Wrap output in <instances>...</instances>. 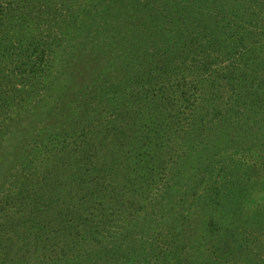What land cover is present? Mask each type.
Here are the masks:
<instances>
[{"label":"trees","instance_id":"obj_1","mask_svg":"<svg viewBox=\"0 0 264 264\" xmlns=\"http://www.w3.org/2000/svg\"><path fill=\"white\" fill-rule=\"evenodd\" d=\"M98 1L64 0L60 9L65 20L83 18L76 30L79 65L66 74L49 113L59 112L63 122L31 150L43 164L37 170L33 158L27 170L32 157L26 153L20 174H0V264H196L200 238L194 246L190 235L203 225L197 217L203 206L230 194L233 202L226 203L234 209L264 207V190L239 202L232 194L239 185L218 178L217 160L211 159L197 169L202 178L198 172L189 178L198 196L180 212L181 227L149 228L153 218L163 217L158 202L185 176L178 148L186 130L210 128L215 117L242 126L245 116L264 118V0ZM38 3L8 2L30 11L28 19L19 12V20L35 14V22ZM48 9L57 15L55 6ZM88 31L95 35L87 37ZM41 53L53 56L47 48ZM203 109L205 121L198 118ZM195 203L197 209L189 207ZM239 210L225 247L215 244L223 264L244 254L242 243L252 236L248 226L257 223L239 217ZM212 213L206 228L218 233ZM170 237L177 241L168 243ZM147 243L154 259L144 257Z\"/></svg>","mask_w":264,"mask_h":264},{"label":"rangeland","instance_id":"obj_2","mask_svg":"<svg viewBox=\"0 0 264 264\" xmlns=\"http://www.w3.org/2000/svg\"><path fill=\"white\" fill-rule=\"evenodd\" d=\"M63 1L39 0L40 17L37 22L33 21L35 14L32 20H27L31 15L28 9H18V4L9 5L10 0H5L3 3L7 7L6 16L0 21V174H7L8 177L22 172L23 166H26L23 161L26 153L32 157L29 162L26 161L27 170L31 168L33 158L38 170L44 159L31 150L37 149L45 142V134L48 136V133H55L56 131L52 130L63 122L59 112L55 117L49 113L56 100H59L61 85L68 78L66 74L76 70L79 65V48L82 47L81 38L76 34V30L80 29L83 20L81 16H74L68 20L59 17L60 9L64 7ZM86 1L93 3L98 0ZM100 2L98 1L97 4ZM51 5L53 8L55 6L57 15H54V9L49 11L48 6ZM19 12H23L22 15L26 13L27 19L19 20L21 16ZM94 35L92 31L86 33L89 38ZM110 36V40H117L115 35ZM37 46L41 48L36 52ZM45 48L50 54L51 51L53 52L51 58L44 53L40 54ZM40 55L44 56L45 61H41ZM71 58L74 59L66 70L67 60ZM107 62L104 60L101 65ZM199 115L198 118L205 121L207 113L204 109ZM253 116L250 115L249 119L245 116L246 121L243 126L232 123L229 118L215 117L214 122L209 125L210 128L200 131L201 127H196L192 132L185 131L186 136L180 139L178 148V152L183 154V158L179 161V170L185 176L175 183L172 195L163 202H158L156 208L163 217L153 218L156 222L152 219L150 222L153 224L149 228L154 231L169 229L172 232L176 231L175 228L181 227L184 217L180 212L185 208L184 205L188 203L190 197L193 198V202L198 196L193 194L195 189H190L189 178L198 172V168L204 170L207 164L209 166L211 159L217 160L220 172L218 178H223L226 184L239 185L240 189L238 190L237 187V192L232 193L237 194L236 199L241 197L239 202L242 201L243 196L256 198L258 193L263 194L264 118H259L263 121L261 125L253 127V120H259L254 119ZM250 127L256 129L252 131ZM257 137L260 138L258 144H256ZM186 138H190L192 142ZM200 173L198 172L197 175L202 178ZM10 179L4 189L9 187ZM220 200L222 201L215 202L211 207L203 206V209L197 213V217L205 222L203 221L200 231L190 235L194 246H197L196 237L200 238L198 241L201 249L196 251L197 254L193 258L196 264H209V260L213 262L215 259L212 264H223L221 253L215 249V244L225 247L232 218L236 217L234 212L240 208L231 207L230 202L233 201L230 194H223ZM227 201L230 202L226 203ZM189 207L197 209L196 203ZM213 211L218 218L220 227L218 233H212L206 228L208 216L213 214ZM239 211L241 212L239 217L250 218L249 223L255 221L257 223L248 226L252 236L248 242L242 243L244 254L238 257L237 261L231 259L230 264H264V207L255 205L254 209H248V212ZM181 239L182 236L178 243ZM167 240H170L168 243L177 241L174 237ZM144 250V257L147 260L154 259V248L151 244L147 243ZM178 250L182 252L179 247ZM217 255L220 257L219 260Z\"/></svg>","mask_w":264,"mask_h":264}]
</instances>
